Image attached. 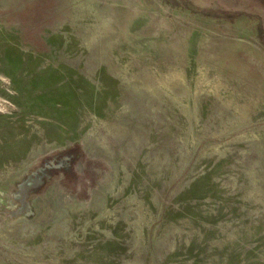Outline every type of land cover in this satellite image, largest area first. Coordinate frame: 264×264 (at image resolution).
<instances>
[{"label":"rangeland","instance_id":"obj_1","mask_svg":"<svg viewBox=\"0 0 264 264\" xmlns=\"http://www.w3.org/2000/svg\"><path fill=\"white\" fill-rule=\"evenodd\" d=\"M0 264H264V12L0 0Z\"/></svg>","mask_w":264,"mask_h":264},{"label":"water","instance_id":"obj_2","mask_svg":"<svg viewBox=\"0 0 264 264\" xmlns=\"http://www.w3.org/2000/svg\"><path fill=\"white\" fill-rule=\"evenodd\" d=\"M236 4L248 7L250 9L264 12V0H228Z\"/></svg>","mask_w":264,"mask_h":264}]
</instances>
